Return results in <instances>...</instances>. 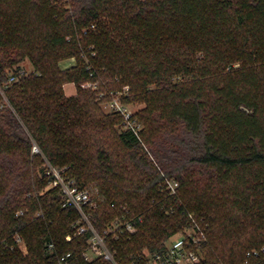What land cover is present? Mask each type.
<instances>
[{"label": "trees", "instance_id": "1", "mask_svg": "<svg viewBox=\"0 0 264 264\" xmlns=\"http://www.w3.org/2000/svg\"><path fill=\"white\" fill-rule=\"evenodd\" d=\"M125 86L146 102L138 133L102 107ZM45 157L99 187L98 229L123 206L143 217L114 243L120 264L189 213L208 226L197 264H264V0H0V264H113L84 258L79 213L36 174Z\"/></svg>", "mask_w": 264, "mask_h": 264}, {"label": "built area", "instance_id": "2", "mask_svg": "<svg viewBox=\"0 0 264 264\" xmlns=\"http://www.w3.org/2000/svg\"><path fill=\"white\" fill-rule=\"evenodd\" d=\"M24 72V69L22 70ZM11 80H15L11 77ZM91 83H88L89 86ZM112 110L120 112L124 117V123L134 129L137 133L139 125L133 117L134 113L121 100V98L110 101ZM33 153H42L41 147L34 142ZM67 167H58L50 159L45 157L42 165V175L49 177L52 186L60 189L64 206L71 207L79 213L78 219L74 223V235L83 233L89 234V247L83 253L86 260H93L103 257L113 264H120L118 250L114 243L123 238L130 239L138 224L143 222L142 216H134L129 213L127 206H123L125 213L115 217L107 226L98 229L93 223V209L96 208L103 196L99 187L95 185H81L77 179L71 176ZM179 182L176 179L166 180V188L170 195L177 192ZM22 211L18 212L21 214ZM190 223L171 235L164 247L150 250L144 249L139 253L130 255V264H197L201 261L202 254L197 249L207 236L208 226L196 218L193 213H189ZM72 234L67 236L68 240L73 238ZM15 240L19 247L23 249L26 245L24 238L20 234L15 235ZM52 245V244H50ZM23 246V247H22ZM264 247L262 248V251ZM260 250L254 249L248 255H259ZM76 258L72 253L60 256L58 264H75ZM244 264H249L246 261Z\"/></svg>", "mask_w": 264, "mask_h": 264}, {"label": "rangeland", "instance_id": "3", "mask_svg": "<svg viewBox=\"0 0 264 264\" xmlns=\"http://www.w3.org/2000/svg\"><path fill=\"white\" fill-rule=\"evenodd\" d=\"M22 65H23V69L26 71V72H31V71H33V65L31 64V62L28 60V59H26V60H24L23 62H22ZM238 65V64H237ZM129 87L128 86H125L123 89H122V91H117V92H114L113 93V96H111V98L110 99H108V100H102V107L104 108V111H105V113H108V111L109 110H112L111 109V106H110V101L113 99H119V98H121V100L128 106V108L131 110V111H133V113L135 114L137 111H139V110H141L142 108H144L145 107V105H146V102L145 101H143V100H138V99H136L132 94H130V92H129ZM129 92V93H128ZM66 93V92H65ZM124 94H126V95H130V97L128 98V100H126V101H124L123 100V95ZM135 118H137L136 116H135ZM116 128H118V129H121L122 127H121V125H120V123L119 124H117L116 125ZM159 138L160 137H162V134H160L159 136H158ZM113 138H114V136H113ZM114 140L115 141H113L112 140V142H113V144H116L118 141H117V139H115L114 138ZM36 174H37V176L38 177H40V174H41V165L39 164L38 166H37V169H36ZM170 179V178H169ZM165 193H167V191L165 192ZM165 193L164 192H162L161 194L162 195H165ZM169 193V192H168ZM161 196V195H160ZM162 197V196H161ZM157 199H160V198H157ZM208 232V231H207ZM167 241V240H166ZM23 247V246H22ZM207 248H209V247H207ZM206 248V251L208 250ZM23 252L24 253H28V246L27 245H25L24 247H23ZM202 254V257H201V261L204 259V254L203 253H201ZM207 258H208V256H206ZM206 258V259H207ZM209 262H207L206 261V264H208Z\"/></svg>", "mask_w": 264, "mask_h": 264}, {"label": "crops", "instance_id": "4", "mask_svg": "<svg viewBox=\"0 0 264 264\" xmlns=\"http://www.w3.org/2000/svg\"><path fill=\"white\" fill-rule=\"evenodd\" d=\"M74 64H75V59L74 58H69V59L63 60L61 62V66L63 68L70 67V66H72ZM64 88H65L66 94L69 95V96L70 95H74L77 92V87H76L75 83H73V82L66 83Z\"/></svg>", "mask_w": 264, "mask_h": 264}]
</instances>
